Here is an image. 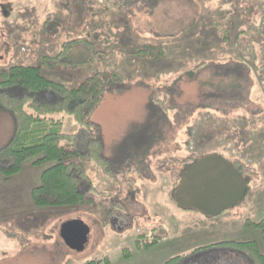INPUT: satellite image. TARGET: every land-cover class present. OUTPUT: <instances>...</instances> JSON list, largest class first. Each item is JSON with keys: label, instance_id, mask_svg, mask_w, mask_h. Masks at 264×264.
Returning a JSON list of instances; mask_svg holds the SVG:
<instances>
[{"label": "rangeland", "instance_id": "obj_1", "mask_svg": "<svg viewBox=\"0 0 264 264\" xmlns=\"http://www.w3.org/2000/svg\"><path fill=\"white\" fill-rule=\"evenodd\" d=\"M122 2L0 0V69L38 66L40 74L68 87L102 70L124 75V84L105 91L88 118L115 169L109 178L85 162L101 193L86 192L93 203L35 205L30 191L47 163L24 161L7 180L0 174V264H163L174 256H180L177 264H246L232 249L209 260V248H198L249 238L264 249L260 229L240 225L244 215L253 221L264 216V25L249 47L256 67L241 69L234 66L235 43L220 40L212 24L258 23L264 0ZM76 38L86 43L73 48L70 62L50 65L40 57ZM239 42L242 49L248 37ZM143 43L163 45L166 56L132 55L131 46ZM202 61L206 66H199ZM53 116L62 120L63 132L80 131L71 115ZM239 116L248 119L241 123ZM12 129L0 111V148ZM244 177L251 196L242 199ZM70 220L89 228L81 250L60 237L61 224ZM140 234L158 235L159 242L137 249Z\"/></svg>", "mask_w": 264, "mask_h": 264}, {"label": "trees", "instance_id": "obj_2", "mask_svg": "<svg viewBox=\"0 0 264 264\" xmlns=\"http://www.w3.org/2000/svg\"><path fill=\"white\" fill-rule=\"evenodd\" d=\"M137 1L124 0L120 5L130 6ZM140 1L148 3V0ZM263 25L264 12L258 23H250L245 27L235 28L233 23L220 21L213 22L212 27L220 40L235 43L234 53L239 59L234 66L243 69L248 66L256 67L255 57H251L249 47L251 48L254 40L261 36ZM242 35L248 37V44L239 49ZM84 41L80 38L69 39L55 55L40 57L50 65L70 62L77 54H72L73 48ZM131 47V54L138 58L166 56V50L161 44L143 43ZM245 53L248 57L244 56ZM92 57L88 60L91 61ZM102 58H105L104 55ZM206 64L207 62L202 61L199 66ZM216 66L220 67L222 64ZM260 68H264V64ZM123 84L124 75L116 69L95 72L76 87H68L45 77L39 73L38 66L15 64L0 69V110L9 113L14 121L10 139L0 148V174L3 179L7 180L19 172L24 161H30L33 166L47 163L49 166L40 173L39 185L30 191L31 200L35 205L55 207L93 203L94 198L88 197L86 192L92 195L101 193L90 182L85 162L92 161L109 178L114 175L115 169L102 155L100 138L93 132L88 118L105 91L120 88ZM17 89L20 90L19 93L15 91ZM45 95H50L51 98L48 99ZM57 113L71 115L80 126V131L63 132L62 120L53 116ZM80 143L82 148H79ZM241 180L246 181L245 177ZM244 224L260 229L264 241V216L258 221L245 219ZM153 230L156 228H153L152 232ZM143 236L138 235L135 241L137 249L149 248L159 242L158 235ZM215 247L240 252L248 257L252 264H264V249L261 250L255 240H223L199 247L198 251ZM130 256L125 248L123 257L128 259ZM179 260L180 256H174L163 264H177ZM109 263L108 259H102L82 264Z\"/></svg>", "mask_w": 264, "mask_h": 264}, {"label": "water", "instance_id": "obj_3", "mask_svg": "<svg viewBox=\"0 0 264 264\" xmlns=\"http://www.w3.org/2000/svg\"><path fill=\"white\" fill-rule=\"evenodd\" d=\"M60 237L71 249L81 250L89 243V228L81 220L66 221L60 226Z\"/></svg>", "mask_w": 264, "mask_h": 264}, {"label": "crops", "instance_id": "obj_4", "mask_svg": "<svg viewBox=\"0 0 264 264\" xmlns=\"http://www.w3.org/2000/svg\"><path fill=\"white\" fill-rule=\"evenodd\" d=\"M72 54H74L73 52H72ZM242 105V104H241ZM0 111H2V110H0ZM7 116L9 117V120L11 121V124L13 125V129H14V121H13V118H12V116L9 114V113H7ZM244 118L245 119H248L247 118V116H244ZM243 118V116H239V121L241 122V123H243V122H245V119ZM244 119V120H243ZM13 129H12V132H11V135H12V133H13ZM11 135H10V137H11ZM10 137H9V139H10ZM8 139V140H9ZM8 142V141H7ZM243 157H244V154L242 155ZM248 162H251V164H252V162L254 161L252 158H249L248 160H247ZM249 164V163H248ZM247 164V165H248ZM251 164H249V165H251ZM247 167V166H246ZM249 181H244V182H242L241 184H242V188L244 189L243 190V195H242V199H244L245 197L247 198V196L249 195V196H251V192H250V190H249V183H248ZM256 189H258L257 188V186H256V188L254 189V192H255V190ZM258 193H259V190H258V192H255V195L257 196L258 195ZM245 219H250V216H246V215H244L242 218H241V223H240V225H241V228L243 227L244 229H246V230H248V229H250V227H253V226H245V224H244V220ZM250 220H252V219H250ZM245 240H253V239H245ZM260 246V245H259ZM223 249H225V248H212V250L211 249H209V260L211 259L210 257H214V256H216L217 255V251H220V250H223ZM208 251V250H207ZM237 252V251H236ZM235 252V253H236ZM239 257H240V259L241 260H243L244 262H246V264L248 263V264H252L251 263V261L248 259V257H246L244 254H242V253H240V252H238V253H236ZM209 264H221V260H219L218 262H210Z\"/></svg>", "mask_w": 264, "mask_h": 264}]
</instances>
